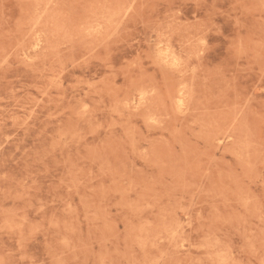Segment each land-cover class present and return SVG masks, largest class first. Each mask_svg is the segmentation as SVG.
<instances>
[{
  "label": "rangeland",
  "instance_id": "rangeland-1",
  "mask_svg": "<svg viewBox=\"0 0 264 264\" xmlns=\"http://www.w3.org/2000/svg\"><path fill=\"white\" fill-rule=\"evenodd\" d=\"M0 264H264V0H0Z\"/></svg>",
  "mask_w": 264,
  "mask_h": 264
}]
</instances>
